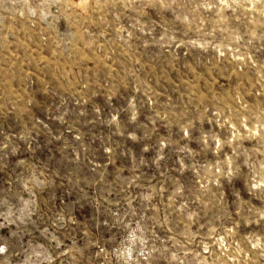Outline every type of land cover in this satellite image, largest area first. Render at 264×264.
<instances>
[{"label":"rangeland","instance_id":"1","mask_svg":"<svg viewBox=\"0 0 264 264\" xmlns=\"http://www.w3.org/2000/svg\"><path fill=\"white\" fill-rule=\"evenodd\" d=\"M0 264H264V0H0Z\"/></svg>","mask_w":264,"mask_h":264}]
</instances>
